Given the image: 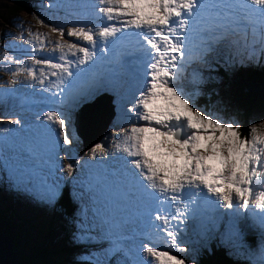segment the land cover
Masks as SVG:
<instances>
[{
  "label": "rangeland",
  "instance_id": "1",
  "mask_svg": "<svg viewBox=\"0 0 264 264\" xmlns=\"http://www.w3.org/2000/svg\"><path fill=\"white\" fill-rule=\"evenodd\" d=\"M12 2L16 3V0H0V13H2L3 16L5 15L4 10H6ZM95 2L96 0H93L94 4ZM74 4L76 11L83 18L85 17V20H92L91 14L84 12V9L79 7L80 4L78 0H29L28 2L26 0L20 11L0 18V94H3V97L0 96L1 134L5 132L12 134L18 131L19 128L21 129L16 123L17 119H14L15 117L11 118L17 114L20 115L19 119L21 122L24 121L23 124L30 121L34 124L43 123L53 128H58V125L51 124L47 120L41 121L38 119V114L45 111L43 109H47L48 107L46 106H48L49 103L39 102L41 99L32 98L34 95L33 91L36 93L39 91L38 95L40 97H49L48 90L43 89V87L54 84L58 76L51 75L53 70L46 63L44 66L47 68L44 71L46 75L39 76L38 69L43 67L44 64H38L36 67L30 59L31 55L41 58L45 57V59L49 57L48 60H51L53 63L65 64V61H72L73 64L71 68L76 66V56H72L71 52L68 50V46L67 48L59 47L51 56V53L47 49V45L41 43L54 38H56V40H65L64 44L66 41H68V44L73 43L70 39L71 37L66 35V32L72 23V19L69 18L67 12L68 10H72ZM82 5L87 4L86 2H82ZM88 5H92L90 0ZM88 9L93 13L91 7H88ZM99 17H101L100 14ZM101 19L103 22L104 19L102 17ZM198 19L200 23H195L189 19L190 25L181 30L185 32V34L188 32L186 35L187 44L193 55L199 50L201 41H193L192 35L197 36L199 39L200 35L205 33L209 28L207 25L204 26L203 23H201V17ZM256 19H258V17L253 16V20H251L247 28L239 27L234 31L229 29L227 33L224 34L226 35L224 43L205 56L204 62L193 59L188 63L182 74V80L178 82L184 86L187 93L191 94L192 100L194 97L200 96L201 89L206 91L205 98L211 94L212 102L210 105L212 109L209 112L196 106L215 118L231 122L234 125L238 124L236 116L232 112H228L227 106L229 104V99L221 95V91L218 88L221 80L215 78L217 76L215 70L219 66L229 69L231 71V81H233L234 72L239 70L245 71L249 63H257L256 66H264V59L261 58V53L264 51V40H262V44L261 41L258 42L257 51L254 49L251 50L246 46L249 43H254L256 39H260L262 36L261 28L256 22ZM74 21L77 25L78 18L75 17ZM102 22L99 26H102ZM53 27L64 28L65 35L61 37L59 32H53ZM196 29L200 31L197 32ZM213 31L214 30H212V32ZM212 32L209 34L212 35ZM221 34L223 33H217V35ZM96 39L98 41L99 38L96 37ZM74 40L80 41V43L82 41L76 37H74ZM75 43L80 45L79 42ZM83 43L89 47L90 51L92 50L91 45L84 41ZM195 44L197 45L193 48ZM55 46L57 47V45H54V47ZM80 46L84 47L83 45ZM44 54L46 56H44ZM118 54L119 53H108V58L114 59L119 56ZM226 54L235 55V66H238L240 68L239 70H237L236 67H232L233 61H230L226 57ZM81 55L83 54L77 53V56ZM41 58H39V60H41ZM252 60L254 62H252ZM29 62L33 66H30ZM114 67L117 69V66L114 65ZM132 68L133 69L127 68L129 71L127 79H121L122 76L118 75L113 82L108 79L104 80L102 87L107 89L104 91L101 88L91 100L89 99V103L93 102L92 104L83 101L78 107L64 109V105H56L52 109H49L63 111L68 115L69 127L67 131L73 140L71 145H63L62 148L58 147L56 149L52 146L54 152L49 153L47 147L44 146L45 144L48 145L44 142V138L36 135L33 128L34 124L27 127L26 131H22V135L16 133L18 138L12 135L9 139L5 138L3 140L4 143L0 144V209L8 213L9 211H13L15 216H17L14 220L9 221L11 227L20 224V230L16 232L24 245L27 242L29 245L34 242V244L42 246L43 244L66 246L67 249L63 251L64 253L57 256L58 261L63 262L73 261L74 263L81 264L87 261L91 264H108V262L111 261L113 264H123L124 251H117L116 247L110 245L117 246L118 244L125 243L124 248L126 250H131V258L134 259H143L145 261L151 259L152 264H158L156 258H149L146 252L143 251L145 246H153L158 251L167 250L170 254L174 253L176 256L183 258L186 264H198L203 254L209 251V243H212L213 239H216L218 245L225 247L231 253L247 255L251 258L252 255L258 251L259 254L256 256V259L253 260L252 263L250 262V264H258V261L264 264V259L259 252V246L261 245V251L264 252V232H262L259 226L255 225V219L253 220L250 218V224L261 231L260 234L262 237L258 236L260 240H253L254 243L252 240H247V235L244 233V230L240 229L236 224L240 219L244 217L247 218L248 211L246 212V210L241 208L240 213L237 214L235 209H228L226 204L223 207L215 208L209 204L210 210L204 211V204H200L195 210L196 216L193 219H187L184 225L179 226L182 229L179 233V239L182 242V246L187 249L186 251H179L171 247L170 243H168L166 234L161 236L163 239L158 236L152 237L150 235V228L147 226L144 227L146 223L148 224V221L141 223L139 226V223L146 213L143 212V209H133L131 204L124 201L123 189L119 185L114 186L115 178L111 176L114 170V165L112 163L113 156L108 155L106 159H103L105 153L98 149L96 152L97 160H92L91 149L97 144L106 145V151L108 153H116L117 156L123 155L115 148L113 141L116 140L119 142L121 148H123L126 146L123 143L124 137L118 134V139L115 136L112 137V139H108L112 129L106 128V125L111 119L117 123L118 129L122 126H130L128 120L124 119L125 107L131 106V101L134 97L131 98L128 94L138 91V81L143 78L145 65L136 64L132 66ZM194 70L198 75H193ZM33 73H35V75ZM16 79L22 84L19 90L20 95L24 96L22 102H24V104L29 102L27 107L28 110L20 109V106L22 107V102L19 101L21 100H17V102H19L18 105L15 103V99H8V101L4 99V97L8 98L10 95L9 92L5 90H11L12 87H17L13 83V80L16 81ZM201 79L203 81L202 83L199 82ZM41 80L44 82L43 84L39 83ZM194 80L196 83H192ZM262 85L263 84L259 82L251 83L249 80L245 82V86L251 92H253L252 90H258L259 87L260 89H264ZM25 88L29 89V93H26ZM129 88L131 90H129ZM256 93L264 97L263 93ZM33 106H36V113L32 111L34 108ZM94 107L99 108V113L94 116L102 118V115H104L106 111V107H109V109H107V113L109 114L105 123L101 126V131L95 136L96 138L88 139V143L84 144L76 134V126L74 125L75 120L70 118L69 113L70 110L79 111L77 116L80 118L83 117L85 122H87L90 118L94 117H90L91 110ZM21 113H24V116H21ZM177 127L183 134H187L188 130L186 128ZM251 127L252 126L249 125L247 135L244 136V138H251ZM256 128V135L264 136V128L260 122ZM5 129H7V131H5ZM20 136H23L25 141L29 143L23 142ZM62 143L61 140V144ZM26 145H29V147L26 148ZM27 152L32 155H37V159L32 155L30 156ZM57 152L59 153V160L56 159ZM49 157H51V159ZM70 157L73 162L76 159L81 161L80 164H74L76 170L71 174L67 171ZM88 163H90L91 166L89 170H85V172L83 170L84 165ZM61 165H63V170H60ZM110 170H112V172H110ZM259 170L264 171V169ZM258 180L264 181V178H255L254 190L256 194L260 191H264V183L261 184ZM53 185H58V189L54 195L52 192L48 191ZM102 195L104 197H102ZM65 196H67L71 204V210L67 214H65L60 207V204L65 202ZM115 201L121 202L125 207L122 205L115 207ZM254 204V202H251L249 204V209H252L251 206ZM105 206L112 207L110 214L117 218L118 213L116 212V214H114V210L117 208L121 212L128 211L132 214V217L130 220H128L126 216L121 218L127 220L123 227L108 230L107 225L101 223L102 218L109 215L108 209H104V213L101 212V209ZM256 209L260 211L258 208ZM74 212L79 214L77 218H75V216L72 217V213ZM163 215L164 212L162 213V216ZM170 215L171 213L167 214L168 219ZM224 219L225 221H223ZM175 223L176 222L173 221V225H175ZM250 224L248 223L249 227H251ZM89 229L93 234L92 242L86 239H77L82 231ZM247 232L255 235L250 229L247 230ZM121 233H123V236ZM96 234H99V240L96 239ZM131 234L138 236L135 242V236ZM125 235L129 238H123ZM145 235H149L151 238ZM115 237L118 238L116 241ZM28 238L31 239L28 240ZM52 238H55L56 242H52ZM123 239H130L131 242L124 241ZM77 241H84V244L73 245ZM25 248V246L21 247L22 250ZM21 264L24 263L21 262Z\"/></svg>",
  "mask_w": 264,
  "mask_h": 264
},
{
  "label": "snow or ice",
  "instance_id": "2",
  "mask_svg": "<svg viewBox=\"0 0 264 264\" xmlns=\"http://www.w3.org/2000/svg\"><path fill=\"white\" fill-rule=\"evenodd\" d=\"M79 7H91L106 22L115 24L105 23L96 28L81 23L67 29L68 37H76L92 46L90 51L89 47L77 43L68 45L69 52L77 57L75 71L71 70L72 61H65V64L51 60L35 61L36 64H48L53 70L51 75L59 77V92L47 98L51 103L78 107L101 90L103 78L95 75L91 65L100 59L96 50L105 52L110 39L113 44H118L125 38L123 33L134 30L132 34L148 46L145 48L140 44L137 49L143 54L145 70L131 106L125 107L124 119L130 126L113 129L108 137L118 139V134L124 137L126 146L123 148L119 142L113 141L123 155L108 153L106 145L101 144L91 149L94 161L98 149L105 153L103 159L113 156L111 176L123 189L124 201L137 210L143 209L150 223L154 209L155 220L163 223L151 226L165 232L168 243L179 251L187 250L179 239L182 231L179 226L186 223L189 214H195L200 204L214 207L226 204L237 214L241 208L251 211L264 232V191L256 194L254 190L255 178H264V171L259 170L264 169V136L256 135L257 128L251 127V138L242 137L241 125L222 121L199 109L191 94L178 83L188 63L193 59L204 62L205 56L224 43L226 35H210L213 29L224 30L226 34L229 29L247 28L252 16L258 17L259 26L264 29V0H96L95 4ZM198 17L206 18L209 28L201 36L199 50L193 55L187 37L182 36L175 25L187 28L188 18L200 23ZM52 30L59 32L61 37L65 35L64 28L53 27ZM96 37L101 43L98 44ZM261 38L264 40V35ZM77 53H82V58ZM261 58L264 59V51ZM44 74L40 73L41 76ZM193 75H198L195 70ZM199 82L202 83V79ZM38 119L58 125V128L43 123L33 125L36 135L47 138L55 149L73 143L67 131L69 119L66 112L46 110L38 114ZM16 123L21 124V120ZM177 126L186 128L187 134ZM56 159L59 160L58 152ZM80 163L79 159L73 162L70 157L69 174L76 170L74 164ZM57 189L58 185H53L48 191L54 195ZM167 202H171L169 209L176 208V212L171 213L175 225L159 214ZM251 202L259 212L249 209ZM131 217L129 213L127 219ZM126 222L112 215L101 220L108 230L123 227ZM77 239L92 242L93 234L90 229L85 230ZM96 239L99 240V234ZM117 251L123 249L117 247ZM143 251L149 258H156L158 264H186L183 258L167 250L158 251L153 246H145ZM124 254L130 257L127 264H152L151 259L131 258L130 249Z\"/></svg>",
  "mask_w": 264,
  "mask_h": 264
},
{
  "label": "trees",
  "instance_id": "3",
  "mask_svg": "<svg viewBox=\"0 0 264 264\" xmlns=\"http://www.w3.org/2000/svg\"><path fill=\"white\" fill-rule=\"evenodd\" d=\"M28 1L29 0H27V2ZM25 2L26 0H16V3L12 2V4H10L9 7L6 8V10H4V16L2 15V13H0V18L20 11L23 7V3ZM256 43L258 44V41L251 43L248 47L251 50L254 49L257 51L258 45ZM226 57L230 61H233L232 67H236L237 70L240 69L238 66H235L236 61L234 54H226ZM252 62L254 61L252 60ZM256 64L249 63V66L245 71H235L234 78L232 79L233 81H231V71L229 69L223 66H219L215 70V72L217 73V76L215 78L217 80H221L218 85V88L221 91V95L226 96L229 99V104L227 106L228 112H232L236 116L237 123L242 126L241 136L243 137L247 135L249 125L252 127H257L258 123L260 122L264 128V100L254 92L255 90H252L253 92H251L245 86V82L248 80L251 81V83L259 82L260 84H264V66H256ZM205 95L206 91L204 89H201L200 96L196 98L194 97L193 103L199 108H202L203 110L209 112L212 109V106L210 105L212 102V97L211 94H209L208 97L205 98ZM73 114L74 112H72L71 114V119L73 117ZM106 128L112 130L118 129V125L116 122L110 119L106 125ZM64 201V203L60 204V207L63 212L67 214L71 210V204L67 196H65ZM6 213L8 212L0 209V233L7 237L12 244L13 252L17 257L19 264H21V262L24 264H80L74 263L73 261H58L57 256L61 253H64L63 251L67 249L66 246H56L55 244H43L42 246L34 244V242L30 243V245L27 242L24 245L21 238L16 232L17 230H20V224L12 227L9 224V221L14 220L17 216H15L13 211H9V213L5 215ZM73 216L77 218L79 214L74 212L72 213V217ZM225 219L223 221H225ZM237 226L240 229L244 230V233L247 235V240L253 241V234L247 232L249 228H245L239 221L237 222ZM30 239L31 238H28V240ZM51 241L56 242V239L52 238ZM80 244H84V241H77L73 245ZM209 244V251H206L203 254V257L198 262V264H250V262H252L254 259L253 256L249 258L247 255H238L237 253L229 252L225 247L218 245L216 243V239H213L212 243ZM22 246H25L26 248L22 250ZM81 264L91 263L86 261Z\"/></svg>",
  "mask_w": 264,
  "mask_h": 264
},
{
  "label": "bare ground",
  "instance_id": "4",
  "mask_svg": "<svg viewBox=\"0 0 264 264\" xmlns=\"http://www.w3.org/2000/svg\"><path fill=\"white\" fill-rule=\"evenodd\" d=\"M91 1V4H94L93 3V0H90ZM82 2H86V4L88 5V2H89V0H78V3L80 4V5H82ZM82 8V7H81ZM82 9H84V12H87V13H89V14H91V16H92V20H90V21H87V20H85L77 11H76V9H75V4H74V6H73V8H72V10H68V12H67V15L69 16V18H71L72 19V23H71V26L70 27H72V25H76L75 24V17H77L78 18V23L77 24H81V23H84V24H88L89 26H92V27H96V28H99L100 26H99V24L102 22V19H101V17H99V14L98 13H96L95 12V10L92 8V11H93V13L91 12V11H89V9L87 8V9H85V8H82ZM88 15V14H87ZM98 17V18H97ZM199 18V17H198ZM201 20H202V22L201 23H203V25L204 26H206L207 25V27H209V23H208V21L206 20V18H203V17H201ZM251 20H253V16L251 17ZM255 20V19H254ZM98 21H100V22H98ZM256 22L259 24V19H256ZM260 27V26H259ZM69 28V27H68ZM261 28V27H260ZM214 31L212 32V35H215V36H221V35H224L225 33H224V30H216V29H213ZM133 31L134 30H131V33H133ZM196 31L197 32H199L200 30L199 29H196ZM179 32H181V35L182 36H186L187 34H188V32H187V34H185V32H183V31H181V30H179ZM218 32H222L223 34H221V35H217V33ZM261 33H262V35H264V29H262L261 28ZM204 34V33H203ZM202 34V35H203ZM191 35V34H190ZM202 35H200V37H199V39L197 38V36H193L192 35V38H193V41H201V36ZM262 37V36H261ZM58 39V38H57ZM72 41H73V43H75V42H79V44H80V41H75L74 40V37H73V39H72V37L70 38ZM68 40V39H67ZM260 41H261V43H262V38H260L259 39ZM64 42H65V40H56V38H54V39H52V40H46V41H43V42H41L43 45H47V49L49 50V52L51 53V56H52V54H54V51L56 52V49H58L59 47H62V48H67V46L69 45L68 44V41H66V43L64 44ZM49 45H51V46H49ZM54 45H57V47L55 46L54 47ZM197 44H195V45H193V48L196 46ZM41 51L43 52V50L41 49ZM40 55H43V54H40ZM44 56H46L45 54H44ZM39 58H41V57H37V56H35V55H31V59H30V61H32L33 62V65L34 66H36L37 67V65L38 64H36L35 63V61L36 60H39ZM81 58H82V56H81ZM46 59L48 60L49 59V57H46ZM45 59V57H43V58H41V61H44V60H46ZM41 64H44L43 65V67L45 66V63H41ZM136 64H144L145 65V63H144V59H143V57H141V58H138V59H134V60H132V63H131V67L132 66H134V65H136ZM29 65L30 66H33L30 62H29ZM43 67H40L38 70H39V76H41L40 75V73L41 72H43V73H45L44 71L47 69V68H43ZM34 75H35V73H33ZM128 74H129V71L128 72H125V73H123L122 74V77H121V79H127L128 78ZM44 75H46V74H44ZM127 75V76H126ZM43 76V75H42ZM40 78H42V77H40ZM27 80V79H26ZM14 81V80H13ZM45 82H46V80H45ZM129 83V82H128ZM14 85L15 86H17V87H12V89L11 90H5V91H7V92H9V96H8V98H6V97H4V99H5V101H8V99H15L14 101H15V103H19V102H22V98L24 97L23 95H20V92H19V90L21 89V82L19 81V80H17L16 79V83H14ZM264 85V84H263ZM30 86V85H29ZM24 87V86H23ZM40 90V89H39ZM46 90V89H45ZM129 90H131L130 88H129ZM1 91H3V90H1ZM25 91H26V93H29V89L28 88H25ZM256 92H261V93H263L264 94V89H260V87H259V89L258 90H255ZM254 91V92H255ZM47 92V91H46ZM45 92V93H46ZM255 92V93H256ZM24 93V92H23ZM44 93V94H45ZM124 94H126V93H124ZM123 94V95H124ZM135 94H136V92L135 93H130V94H128V96H131V98H133L134 96H135ZM260 98H262V99H264V97H263V95H261V94H259V93H256ZM0 96L1 97H3V94H0ZM26 96V95H25ZM40 97V96H39ZM42 98H44V97H42ZM48 98V97H47ZM31 99V98H30ZM34 99V98H33ZM17 100H21V101H19V102H17ZM106 101H109L108 99H105ZM35 102H37V101H35ZM40 102H41V100H40ZM44 103L46 102V101H43ZM29 103V102H28ZM24 104V102H22V107L20 106V109H22V110H28L27 109V107H28V105L29 104ZM93 103V102H92ZM92 103H89V104H92ZM0 104H1V102H0ZM24 104V105H23ZM101 104V103H100ZM19 105V104H18ZM57 105H60V104H57ZM84 106V105H83ZM34 107V106H33ZM47 107V106H46ZM30 108V107H29ZM67 108H72V106L70 105V104H68V106L67 107H64V109H67ZM107 109H109V107H106V111L104 112V115H102L103 117L101 118V117H97V116H94L95 114H97V113H99V108H97V107H94L92 110H91V113H90V117L91 116H94V117H92V118H90L87 122H85V120H84V118L82 117V118H80L79 116H77V119H76V121H77V128H78V131H79V133H80V135H81V140L83 141V143L84 144H87L88 142V139H93L100 131H101V126L105 123V121H106V119H107V117H108V114L109 113H107ZM39 110V109H38ZM81 110V109H80ZM32 111H34L35 113H36V106L33 108V110ZM79 112V111H78ZM21 116H24V113H21ZM13 117H15L14 119H19V117H20V115H14V116H12L11 118H13ZM23 122L24 121H22L21 122V124H17L19 127H21V129L19 128V130L18 131H15V133H12V134H9V133H0V144H3L4 142H3V140L5 139V138H7V139H9V137L10 136H12V135H14V137L15 138H18V135H16V133H20L21 135L23 134V132L22 131H26L27 129V127H30V126H32V124H34V123H32V122H25L24 124H23ZM105 127V126H104ZM21 137V139H23V142H25V143H29V142H26L25 141V139H24V137L23 136H20ZM43 137V136H42ZM44 138V142L45 143H47L48 145H44L45 147H47V150H49V153H52V152H54V150H52V144H51V142L47 139V138H45V137H43ZM96 138V137H95ZM15 140V139H14ZM99 140V139H98ZM36 141H39V140H36ZM21 142V141H20ZM94 142V141H93ZM61 143V142H60ZM17 144H18V142H17ZM91 144V143H90ZM29 147V145H26V148H28ZM112 149V148H111ZM115 149V148H114ZM28 153V152H27ZM28 154H30V156L32 155L31 153H28ZM46 154H48V153H46ZM33 157H35L36 159H37V155H32ZM27 157V156H26ZM45 160V159H44ZM91 165H90V163H88V164H85L84 165V171L85 170H89V167H90ZM83 168V167H82ZM105 171V170H104ZM86 172V171H85ZM258 182H260L261 184H263L264 183V181L263 180H258ZM115 184H117V183H115ZM256 187V186H255ZM102 197H104L103 195H102ZM123 199H124V196H123ZM128 203V202H127ZM123 206V207H125L121 202H116L115 201V207H119V206ZM255 204L254 205H252L251 207H252V209H255L257 212H259L256 208H255ZM111 208L112 207H107V206H105L104 208H102L101 209V212L102 213H104V209H108L109 210V215H111L110 214V210H111ZM133 209H135V208H133ZM126 210V209H125ZM210 210V207H209V205H205L204 204V211H209ZM116 212L118 213V219H121V218H123V217H125L126 216V218L128 217V214H129V212L127 213V212H121L118 208L116 209V210H114V214H116ZM176 212V210L173 212V213H175ZM247 212V211H246ZM162 213L163 212H160L159 214L162 216ZM113 216V215H112ZM171 216V215H170ZM196 215L194 214V215H192V214H189L188 215V219H190V218H194ZM247 218H245L247 221H248V223L250 224V218L251 219H255L254 218V215H253V213L251 212V211H248V213H247V216H246ZM169 221H170V224H172L173 225V221L171 220V219H168ZM255 221H256V219H255ZM133 222H134V218H133ZM132 224V223H131ZM134 224H135V222H134ZM140 226V225H139ZM250 226L252 227V228H254L251 224H250ZM142 228V227H141ZM140 228V229H141ZM255 229L257 230V231H259L256 227H255ZM116 230V229H115ZM116 231H118V230H116ZM115 231V232H116ZM143 231V230H142ZM260 233H261V231H259ZM160 234V235H159ZM159 234H158V237L159 238H161V239H163L161 236L162 235H165L166 233H163V232H159ZM253 237H255V235H253ZM6 239H8L7 237H5ZM116 238V237H115ZM118 238H116L115 239V241L117 240ZM168 239V238H167ZM166 239V240H167ZM9 241V240H8ZM163 241H165V240H163ZM166 242V241H165ZM9 243H10V241H9ZM124 244L125 243H122V244H118L117 245V247H121L122 249H123V264H127V262L129 261V259H130V257L129 256H126L124 253L126 252V251H128V250H126L125 248H124ZM117 247H116V249H117ZM10 248H11V254L13 255V257H14V259L19 263V261L17 260V257L15 256V254H14V252H13V246H12V244L10 243ZM135 251V250H134Z\"/></svg>",
  "mask_w": 264,
  "mask_h": 264
},
{
  "label": "water",
  "instance_id": "5",
  "mask_svg": "<svg viewBox=\"0 0 264 264\" xmlns=\"http://www.w3.org/2000/svg\"><path fill=\"white\" fill-rule=\"evenodd\" d=\"M77 117L75 118L74 125L76 126V134L81 138L77 128ZM0 264H19L11 254L10 243L5 236L0 233Z\"/></svg>",
  "mask_w": 264,
  "mask_h": 264
}]
</instances>
